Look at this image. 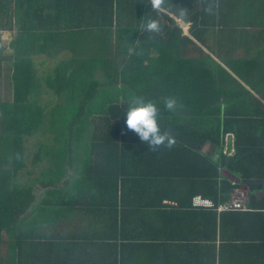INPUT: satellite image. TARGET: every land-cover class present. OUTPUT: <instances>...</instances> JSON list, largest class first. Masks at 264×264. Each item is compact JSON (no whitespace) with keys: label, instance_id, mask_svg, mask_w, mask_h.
Segmentation results:
<instances>
[{"label":"crops","instance_id":"obj_1","mask_svg":"<svg viewBox=\"0 0 264 264\" xmlns=\"http://www.w3.org/2000/svg\"><path fill=\"white\" fill-rule=\"evenodd\" d=\"M114 1L112 11L109 0H0V188H30L36 197L14 232H3L0 264H264V208L226 210L223 216V211H217L214 220L148 207L146 192L138 201L124 205L108 202L71 209L65 204L49 208L40 203L50 190L67 192L80 183L84 150L79 140L72 141V163L63 165L67 171L52 173L60 161L56 149L63 141L54 138L58 124L51 114L67 106L74 88L66 84L78 83V72L89 67L91 78L108 82L106 74L95 67L96 57L104 53L120 63L124 56L117 57V52L124 50L130 31L138 32V43L144 37L150 45L152 38L165 45L169 38V50L187 55L196 52L192 39L249 92L237 94L240 87L233 84L226 92L235 95L222 97L223 106L264 122V0H161L158 8L151 6V0H112L113 5ZM30 14L46 23L44 29L24 30L23 20ZM149 17L159 21L158 33L146 29ZM30 19V24L38 25L34 17ZM121 30L125 32L119 34ZM19 36L36 83L40 75L46 77L28 99L44 108L43 123L21 138L7 127V113L15 98L13 72ZM228 80L225 74L221 76V81ZM54 81L56 85L51 84ZM45 85L53 89L55 103L46 95ZM49 123L56 127L52 129ZM256 126L249 171L262 186L255 191L260 202L264 201V123ZM229 134L233 153L234 134ZM207 149H212L209 143L203 147ZM234 178L240 181L238 175ZM128 187L125 182V198L131 190ZM241 188L248 193L246 184ZM40 222L42 226L37 227Z\"/></svg>","mask_w":264,"mask_h":264},{"label":"trees","instance_id":"obj_2","mask_svg":"<svg viewBox=\"0 0 264 264\" xmlns=\"http://www.w3.org/2000/svg\"><path fill=\"white\" fill-rule=\"evenodd\" d=\"M109 1L113 11L115 1L114 5L112 0ZM41 10L38 12L40 17ZM33 17L38 25L29 23ZM23 21L25 31L44 29L46 24L40 23L34 14ZM194 23L196 21H193L192 28ZM135 31H130L132 33L124 50L117 52V57L124 56L120 63L104 53L105 56L101 54L96 57L95 67L102 71V75L106 74L108 82L101 84L91 78L92 68L89 67L88 71L78 72L81 77L78 83L66 84L68 88H74L70 94L71 100L68 99L65 108L59 106L51 114V118L59 122L56 124L63 126V131L54 132L55 140L63 141V146L56 149L55 157L60 161L58 166L52 168V173L63 174L67 171L63 165L65 162L72 163V141L79 140L84 150L82 171L78 178L80 183L70 186L67 192L54 188L40 203L49 205V208L65 204L71 209L108 202L124 205L130 200L138 201L146 192L149 198L145 205L148 207H161L165 213L180 211L211 216L216 220L219 213L210 208L193 207V197L202 195L219 204L230 200L234 192L246 184L247 207L264 208V201H257L255 194L262 186L249 171L255 147L251 137L258 132L256 124L264 122L253 120L250 115L237 114L222 104V97L235 95L234 92H226V89L231 90L233 84L240 87L237 94H249L248 90L192 39L189 41L193 42L196 52L187 55L169 50L166 45L169 38L165 45L160 42L156 44L153 38L150 45L144 42L143 36L142 42L138 43V32ZM124 32L121 30L118 33ZM193 33L200 38L196 30ZM22 40L19 36L16 42L13 72L15 98L7 113V127L18 138L39 129L45 116L42 106L28 101L29 95L38 90L39 85H35L34 68L25 56ZM223 74L229 77L228 81H221ZM49 78L57 80L53 76ZM138 95L158 105L161 130L175 137L172 146L161 145L152 150L126 127V104ZM169 96L177 98L172 110L165 107V99ZM80 97L82 99L78 102ZM68 110L73 111L70 113ZM243 110L246 112L245 108ZM229 133L234 134L233 153H230ZM83 139L88 141L82 143ZM206 143L212 149L203 150ZM235 175L239 176L240 181L234 178ZM125 182L131 188L128 199L124 195ZM52 184H56V181L52 180ZM150 188L154 193L150 192ZM35 198L30 188H0V238L4 231L9 235L14 232L20 216L32 206ZM165 199L171 202H164ZM233 211L240 210L230 212ZM36 226H42V223H36Z\"/></svg>","mask_w":264,"mask_h":264},{"label":"clouds","instance_id":"obj_3","mask_svg":"<svg viewBox=\"0 0 264 264\" xmlns=\"http://www.w3.org/2000/svg\"><path fill=\"white\" fill-rule=\"evenodd\" d=\"M161 0H151V6L158 8ZM147 30L158 33L161 29L160 23L156 18L149 17L145 20ZM177 104L175 96H169L165 99V107L169 110L174 109ZM159 108L151 99L144 96H134L126 104L124 110L125 125L128 129L134 131L141 141L146 142L152 150H156L161 145L167 147L175 143V137L168 131L161 130L158 121Z\"/></svg>","mask_w":264,"mask_h":264},{"label":"built area","instance_id":"obj_4","mask_svg":"<svg viewBox=\"0 0 264 264\" xmlns=\"http://www.w3.org/2000/svg\"><path fill=\"white\" fill-rule=\"evenodd\" d=\"M248 205V193L243 188H238L230 200L216 204L212 199L202 196L195 195L192 199V206L195 208H210L220 211L226 210H243Z\"/></svg>","mask_w":264,"mask_h":264},{"label":"rangeland","instance_id":"obj_5","mask_svg":"<svg viewBox=\"0 0 264 264\" xmlns=\"http://www.w3.org/2000/svg\"><path fill=\"white\" fill-rule=\"evenodd\" d=\"M43 70H44V68H43ZM45 70H46V68H45ZM42 78H44V79H46V77H42L41 75H40V77H39V80H40V82H41V80H42ZM40 82H37L35 85L36 86H38V84L40 83ZM46 87H47V91H49L50 92V94H49V92L46 94L47 96H50L51 97V100H52V102L53 103H55V101H57V100H55V95H54V91H50V89L51 90H53L52 88H50V87H48V85H45ZM54 98V99H53ZM67 99H69V100H71V98H67ZM69 111V110H68ZM71 111H73V110H71ZM71 111H69L70 113H71ZM59 124V123H58ZM49 126L53 129L54 127H56V125L55 124H53V123H49ZM57 129H58V131H63V126H62V124L61 125H59L58 127H56ZM65 129V128H64Z\"/></svg>","mask_w":264,"mask_h":264},{"label":"water","instance_id":"obj_6","mask_svg":"<svg viewBox=\"0 0 264 264\" xmlns=\"http://www.w3.org/2000/svg\"><path fill=\"white\" fill-rule=\"evenodd\" d=\"M211 153V152H210Z\"/></svg>","mask_w":264,"mask_h":264}]
</instances>
